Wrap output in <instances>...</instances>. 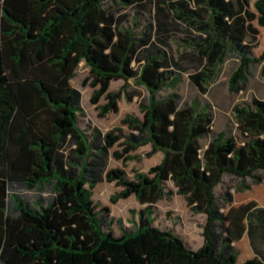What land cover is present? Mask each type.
<instances>
[{
	"label": "trees",
	"instance_id": "trees-1",
	"mask_svg": "<svg viewBox=\"0 0 264 264\" xmlns=\"http://www.w3.org/2000/svg\"><path fill=\"white\" fill-rule=\"evenodd\" d=\"M114 1H148L154 13L147 29L137 34L105 0H0V264H237L234 242L246 232L253 236L259 227L264 242V209L254 201L233 206L231 189L221 197L215 189L225 176L240 180L236 192L264 182V100L233 107L240 143L231 131L214 133L211 105L182 103L174 91L181 63L166 47L174 24H193L204 35L189 75L203 95L236 52L240 63L228 89L238 94L252 65L264 61V52L251 55L259 34L253 22L264 28V0L254 2L255 12L250 0ZM82 62L104 81L134 79L145 88L140 108L148 121H134L127 140L151 142L163 153L155 180L139 187L137 200L146 206L136 229L121 237L105 230L107 210L93 204L91 188L104 179L109 147L97 126L88 135L78 125L82 94L71 81ZM167 181L192 212L207 216L196 251L153 226V205L174 194ZM258 255L253 264H264Z\"/></svg>",
	"mask_w": 264,
	"mask_h": 264
},
{
	"label": "rangeland",
	"instance_id": "rangeland-1",
	"mask_svg": "<svg viewBox=\"0 0 264 264\" xmlns=\"http://www.w3.org/2000/svg\"><path fill=\"white\" fill-rule=\"evenodd\" d=\"M177 1L182 0H156L157 5L161 6ZM255 1L250 0V9L253 12ZM143 3V7L140 5L123 7L117 1L105 0L104 5L118 11L119 14H126L128 21L125 25L141 34L147 29L154 13V8L148 1ZM190 7L194 8V4L190 3ZM151 10L152 13L149 12ZM135 22L139 24V28L132 26ZM253 24L259 30V34L254 40L255 47L251 55L258 58L264 52V28L257 20ZM199 37L204 35L193 24L178 23L171 26L166 50L181 63L180 70L175 69L181 71V74L179 86L174 91L180 95L182 103L197 100L210 104L214 114L213 132L231 131L240 143L241 137L233 118V107L237 104H250L252 98L264 100V61L252 65L245 90L231 94L228 89L229 78L240 62L236 52L229 53L224 64L219 67L216 79L207 94L203 95L189 79V75L198 68V62L194 57L196 45L200 42ZM71 84L82 94L84 116L79 115L77 118L79 127L89 135L92 127L97 126L103 132L109 147V160L104 179L91 190L95 210L100 213L103 209L107 210L104 214L105 230L110 229L113 236L121 237L123 232H132L136 229L137 213L146 206L137 200L139 187L146 179L155 180L163 159V153L151 142L134 145L127 140L128 135L134 132V121L142 123L148 121V112L140 108L148 93L134 79L104 81L93 74L84 62L79 65ZM209 138L210 136L204 143ZM239 184V179L225 176L223 182L215 189L216 195L221 197L225 190L231 189L234 197L233 206L251 201L264 204V182L252 190L236 192ZM164 186L166 190L174 191V194L153 205V226L178 235L186 246L194 251L200 249L204 244L207 216L192 212L185 197L176 193L177 189L171 181L164 183ZM17 192H21L27 198L34 196L33 193L21 190ZM239 247L241 256L237 258V264H253L257 260L245 241L241 242Z\"/></svg>",
	"mask_w": 264,
	"mask_h": 264
},
{
	"label": "crops",
	"instance_id": "crops-1",
	"mask_svg": "<svg viewBox=\"0 0 264 264\" xmlns=\"http://www.w3.org/2000/svg\"><path fill=\"white\" fill-rule=\"evenodd\" d=\"M253 188H255V186H253L252 189ZM256 204H257L258 208L264 209V204H261V203H256ZM260 214H261V216H264V212H260ZM253 230H254L253 231V233H254L253 236H251L250 234H248V232H246L244 234V236L239 241L234 242V245L236 246V248L239 251L238 257L241 256V250H240L239 245H240L241 242L245 241L248 244L252 255L254 257H256L257 259H261L258 254L264 253V242H263V239H262V237H263L262 236V231L257 226L254 227Z\"/></svg>",
	"mask_w": 264,
	"mask_h": 264
}]
</instances>
